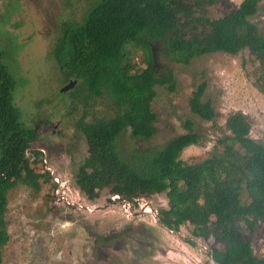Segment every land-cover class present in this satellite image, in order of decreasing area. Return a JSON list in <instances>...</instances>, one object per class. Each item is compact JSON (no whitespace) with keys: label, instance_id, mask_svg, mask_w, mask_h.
Segmentation results:
<instances>
[{"label":"trees","instance_id":"1","mask_svg":"<svg viewBox=\"0 0 264 264\" xmlns=\"http://www.w3.org/2000/svg\"><path fill=\"white\" fill-rule=\"evenodd\" d=\"M217 1L95 0L80 22L61 24L49 55L65 84L75 82L69 89L72 104L87 107L92 98L101 97L110 101L113 111L108 118L92 122L81 118L77 123L87 155L73 177L86 198L93 200L106 188L128 200L164 192L167 207L158 212L163 227L177 231L185 223L191 225L193 236L213 242L209 254L216 264H264L236 223L242 219L252 229L255 219L264 217V145L249 136L250 124L242 112L227 116L229 134L193 163L179 158L200 138L190 121L185 123L186 132L149 154L121 150L117 144L125 131L140 140L156 131L150 106L154 86L172 88L173 76L170 71L157 73L153 48L182 64L202 54L248 50L256 64L253 85L264 95V34L249 20L257 13L259 0H242L217 18L201 13ZM15 86L0 51V264L2 247L9 240L5 222L9 190L16 183L34 190L47 182L55 187L47 170L35 172L29 166L42 151L30 145L37 137L36 125L23 121L14 103ZM204 87V83L195 87L188 104L192 113L210 121L215 112L210 101L201 98Z\"/></svg>","mask_w":264,"mask_h":264},{"label":"rangeland","instance_id":"2","mask_svg":"<svg viewBox=\"0 0 264 264\" xmlns=\"http://www.w3.org/2000/svg\"><path fill=\"white\" fill-rule=\"evenodd\" d=\"M241 1L218 0L201 13L217 18ZM94 2L0 0V51L16 81L14 103L26 124L47 122L49 129L57 125L55 130H59L51 135L42 132L30 144L45 154L29 166L35 172L44 166L51 168L54 176L66 180L69 199V204L61 202L50 182L41 183L37 190L16 183L7 194L9 240L1 250L2 264H216L209 254L213 242L193 236L191 225L185 223L173 231L159 223V209L167 207L164 192L134 197L127 212L119 199H111L113 193L107 188L89 200L74 184L76 167L87 155L85 136L77 123L81 118L84 122L108 118L113 111L110 101L101 97L92 98L83 109L72 104L69 89L60 91L65 82L49 51L61 24L80 22ZM249 20L264 34V0H259L258 11ZM152 57L157 73H172V88L154 86L150 106L156 116L155 133L140 140L125 131L118 139L119 149L152 153L186 132L185 123L190 121L200 138L184 148L179 158L193 163L205 158L217 139L229 134L225 121L235 111L246 116L249 136L264 145V95L253 85L251 72L256 64L248 50L236 55L202 54L187 64L171 61L159 48H153ZM135 61L138 66L140 58ZM200 83L205 85L202 100L210 101L215 112L210 121L189 108L188 98ZM236 223L253 253L264 257V217L255 219L252 229L242 219Z\"/></svg>","mask_w":264,"mask_h":264},{"label":"built area","instance_id":"3","mask_svg":"<svg viewBox=\"0 0 264 264\" xmlns=\"http://www.w3.org/2000/svg\"><path fill=\"white\" fill-rule=\"evenodd\" d=\"M44 162V160H43ZM44 170H47L49 172V175L52 177V180L53 182L55 183V193L58 197V199L61 201V202H66V204H69V199L67 198V193H66V189L68 188L67 187V181L64 180V179H61L60 177H57V176H54L53 175V171L51 168H45V166L43 167ZM111 199L114 201L115 199H119L122 204V208L124 209V211H127L129 212L131 206H132V202L124 197H121L119 194H113L111 196ZM134 199V198H133ZM133 201V200H132ZM73 204V203H72ZM71 204V205H72ZM87 210L89 211V209L87 208ZM155 220V218H154Z\"/></svg>","mask_w":264,"mask_h":264},{"label":"flooded vegetation","instance_id":"4","mask_svg":"<svg viewBox=\"0 0 264 264\" xmlns=\"http://www.w3.org/2000/svg\"><path fill=\"white\" fill-rule=\"evenodd\" d=\"M71 89V88H70ZM67 91V90H66ZM80 109H83V106H80V104H79V106H78ZM92 122V121H91ZM58 124H60V121H58L57 122ZM42 127V128H41ZM36 128V130H37V137H36V139H39V137H41L42 136V132H44V133H47L48 135H51V132L52 133H59V130H55V128H57V125H53V127L52 128H54V129H49V125L47 124V122H44L43 124H41L40 126H36L35 127ZM80 130V129H79ZM62 132H65L66 133V131L64 130H62ZM80 132H81V130H80ZM40 151H44V150H40ZM42 154H45V152H43ZM44 158H45V156H44ZM44 160V159H43Z\"/></svg>","mask_w":264,"mask_h":264},{"label":"water","instance_id":"5","mask_svg":"<svg viewBox=\"0 0 264 264\" xmlns=\"http://www.w3.org/2000/svg\"><path fill=\"white\" fill-rule=\"evenodd\" d=\"M74 84H75L74 81H69L67 84H65V85L60 89V91L68 90V89L72 88Z\"/></svg>","mask_w":264,"mask_h":264}]
</instances>
